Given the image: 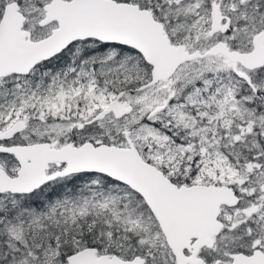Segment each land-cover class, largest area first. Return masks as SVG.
Returning a JSON list of instances; mask_svg holds the SVG:
<instances>
[{
  "label": "snow or ice",
  "instance_id": "6c2138e0",
  "mask_svg": "<svg viewBox=\"0 0 264 264\" xmlns=\"http://www.w3.org/2000/svg\"><path fill=\"white\" fill-rule=\"evenodd\" d=\"M0 264H264V0H0Z\"/></svg>",
  "mask_w": 264,
  "mask_h": 264
}]
</instances>
